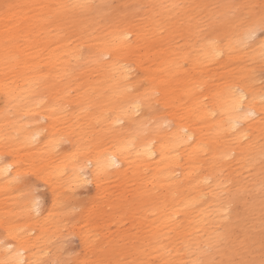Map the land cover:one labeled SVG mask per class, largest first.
I'll use <instances>...</instances> for the list:
<instances>
[{"label": "bare ground", "instance_id": "1", "mask_svg": "<svg viewBox=\"0 0 264 264\" xmlns=\"http://www.w3.org/2000/svg\"><path fill=\"white\" fill-rule=\"evenodd\" d=\"M27 1L18 0L13 6H19L12 8V15L0 23V74L5 70V74L0 76L3 102L0 108V192L4 187L9 188L12 177L8 174H17L16 168L10 169L14 162L2 158L3 149L16 156L39 153L46 169H40V176L48 180L47 176L58 175V184L64 189L83 184L86 178L102 188L101 182L108 167L134 161L150 170L144 183L154 194L156 210L149 213L153 215L157 247L154 251L160 259L176 264L182 258V253L170 237L172 234L183 242L189 264H197L200 259L208 264H230L225 247L219 245L224 236L229 243L228 252L233 257L238 255L240 261H247L248 253L255 252L256 248L255 253L260 257L257 263L264 264V164L259 166L258 177H252L251 202H244L246 198L240 197L239 191L225 197L221 195L227 180L222 172L224 159L234 150L225 133L231 132L234 141L241 140L244 134L239 123L257 113L255 106L251 105L256 94L244 84L240 85L239 90H229L221 88V83L216 84L213 79L202 78L215 84L202 81L196 71L178 74L183 70L182 65L170 61L168 55L145 64L150 85L148 88L136 87L138 80L132 78L130 61L134 55H138V59L141 55L149 59L150 52L159 42L158 28L152 25L145 32L128 22L115 24L108 21L104 23L106 32L99 33L98 19L103 17L101 3L105 0H55L56 7H65L71 13L80 12L76 21L80 41L77 47H69L60 33L65 27L60 18L53 28L56 39L57 34L62 38L58 39L60 47L58 51L45 52V57L57 65L53 73L56 80H40L38 69L45 57H42L44 45L39 40L47 45L53 40L51 29L44 28L43 23L48 17L56 16L59 10L45 3V10L39 12L33 8V12ZM150 1L159 9L164 0ZM32 28L40 35L39 39L30 38L27 31ZM86 29L91 32L92 42L85 44L84 49L78 46L87 40L89 33ZM17 32L22 34L24 40L21 49H17L12 41ZM140 41L150 43L144 46V52H136ZM201 47L202 57L194 62L196 67L206 75L216 74L223 66L221 57L226 49L217 40L203 41ZM63 54L67 56L63 57ZM79 58L89 66L78 68ZM70 59L76 61L70 64ZM75 67L76 73L83 78L81 83H76V100L98 110L102 128L106 135L113 137V143L102 148H92L89 142L83 146L76 131L73 150L67 155L58 156L60 133H56V126H60L66 114L69 92L73 89L66 70ZM94 71L103 77L99 86L92 79ZM202 83L212 87L211 92L206 87L200 90ZM96 88L99 97H96ZM107 89H110L109 93H106ZM179 94L182 99L187 96L183 104ZM161 98L170 102L175 110L180 109L179 112L172 109L169 114L176 117L173 125L167 122L173 117L167 119L153 106V102ZM140 110L148 111L150 117L154 118L149 131L147 129L145 133L143 125L146 119L137 114ZM40 119L46 122L40 123ZM197 122L200 124L197 125ZM163 124H168L169 128H163ZM251 145L248 142L241 145L243 149H236L239 158H246L250 154H253L251 160L258 158L259 152H253ZM62 164H68V171L62 170ZM240 187L241 183L237 180L234 190ZM57 195L54 193L56 203ZM15 200V208L8 209L6 223L1 224L0 218V224L5 227L8 236V241L3 243L4 248L0 245V264H38L39 253L46 248V241L50 237L49 223L46 218L35 215L39 204L30 193L25 192L20 200L17 197ZM233 201L240 202V208L234 209L233 221L225 222L223 216L228 211L230 213L229 204ZM252 212H257L255 221ZM15 213L21 217L22 225L36 223L35 231L30 226L26 230H19L12 223ZM179 214L184 216L186 226L178 220ZM236 229L238 235L235 234ZM203 234L204 244H201L200 235ZM204 245L218 252L216 263L209 262L211 255L206 253Z\"/></svg>", "mask_w": 264, "mask_h": 264}, {"label": "rangeland", "instance_id": "2", "mask_svg": "<svg viewBox=\"0 0 264 264\" xmlns=\"http://www.w3.org/2000/svg\"><path fill=\"white\" fill-rule=\"evenodd\" d=\"M17 1L0 0V23H4L5 19L12 15L13 7L19 6H13ZM60 1L64 2L65 0ZM26 3L33 12L34 9L39 12L45 10V3L59 10L56 16L48 17L43 23L44 28L51 29L53 40L48 45L39 40L44 45V47L42 46V57L47 55L45 52L58 51L60 47L61 43L58 39L62 38L57 34L58 38L56 39L54 34L56 31L53 29L60 18L65 25L60 33L66 38L69 47L74 48L79 43L80 34L76 21L80 17V12L71 13L65 7H56L55 0H28ZM58 4L60 5V3ZM101 6L103 17L98 19L99 33L106 32L104 23L108 21L115 24L128 22L129 25L138 27L145 32L152 25L158 28L159 42L150 52L149 59L142 55L138 59L139 56L134 55L130 61L132 78L138 80L135 82L136 87L148 88L150 85L151 81L144 65L153 62L154 58L168 55L170 61L176 65H182L183 70H180L178 74H182L183 71L185 74L196 71L197 74H200L199 79L202 81H210L202 79L207 77L213 79L216 84L221 83V88L229 90H239L240 85L244 84L252 93L256 94L251 105L255 106L257 113L247 116L239 123V128H243L242 133L244 134L241 140L234 141L232 140L234 135L231 132L226 131L225 133L234 150L224 159L222 172L226 175L227 180L221 191L222 197L239 191V196L246 198L244 202H251L252 177L254 175L258 177L259 166L264 164V55L261 54L264 33L258 32L254 40L247 42L244 41V36L250 25L264 15V0H164L161 3L162 8L159 9L150 0H105ZM19 32L15 33L12 38L17 49L24 46L23 36ZM86 32L89 33L87 40L78 46L84 49H86L85 44L92 42L90 30L86 29ZM27 33L30 38H40L33 28ZM138 36L136 39L139 38ZM145 36L147 37L148 34L146 33ZM210 40H217V43L226 49V53H222L221 57L223 66L214 75L212 73L206 75V72L198 69L194 63L202 57L201 43ZM148 44H150L148 41H140L136 52H144L143 48ZM66 56L63 54V57ZM74 61L76 60L70 59L69 63ZM78 61H80L78 68L89 66L88 63H83L82 58H79ZM40 63V67L38 66L41 73L40 80L46 82L51 79L56 80L53 73L56 71L57 65L51 63L50 58L47 57ZM76 69L75 67L66 70V76H68L73 89L69 92L70 102L67 104L66 114L61 119L60 126H56V133H60L58 135L60 140L57 147L58 156L67 155L73 150L76 131L83 146L89 142L92 148H102L113 143V137L106 135L102 128L98 110L77 102L76 83H81L83 78L76 73ZM4 74L5 70L0 76ZM92 79L96 80L95 83L99 86L103 77L94 71ZM205 87L211 92L212 87H207L205 83L201 84L200 90ZM109 92L110 89H107L106 93ZM98 93L99 90L96 88V97H99ZM181 97L179 94L180 102L183 104L187 100V96L185 95L183 99ZM208 99L213 100L211 97ZM2 103L0 96V108ZM153 106L159 114L167 116V119L173 117L167 121L173 125L176 117L169 114L172 109L175 112H179L180 109L175 110L170 102L163 101L162 98L154 101ZM137 114H141L146 119L143 132L145 133L147 129L149 131L154 118H151L150 113L145 110H140ZM39 122L45 123L46 121L40 119ZM199 124L197 122V125ZM167 125L163 124L162 127H167ZM248 142L252 143L253 152H259V156L255 160H251L253 154L246 158H239L238 147L243 149L244 147L241 145ZM2 152V158L5 161L14 162L10 169L16 168L17 174H8L9 177H12V181L8 184L9 188L4 187V190L0 192L1 224L6 223L8 219V209L15 208V198L20 200V197L28 192L33 196L34 201L39 202L35 215L41 219L46 218L51 229L50 237L46 241V248L39 253L38 264H171L169 261L165 262L160 259L157 252L154 251L156 241L153 215L149 212L152 210L154 213L156 206L154 194L147 189L144 183V179L150 173L148 167L145 168L134 161H129L126 164L108 167L101 182L102 188L97 186L92 179L86 178L83 184H74L71 188L64 189L58 184L56 177L58 175H49L47 176L48 180L40 176L39 171L45 166L39 153L33 152L31 155L21 153L16 156L7 149H3ZM57 160L60 161V159ZM68 168V164H62V170L68 171ZM237 180L240 181L241 187L234 190ZM54 193L58 194L57 203ZM229 205L231 211L224 214L225 222L233 221L234 209H239L241 204L233 201ZM252 216L255 221L254 217L257 216V212H252ZM177 217L181 224L186 226L184 216L179 214ZM12 221L19 227V230H26L29 226L34 228L33 231L37 228L36 223L29 226L22 225L21 217L18 214ZM1 224L0 238L2 236L5 238L0 239V245L4 248L3 243L8 241V236L5 227ZM219 230L222 232V229ZM235 234L238 235L237 229ZM204 235H200L201 244H204ZM170 237L174 239V245L178 246L179 252L182 253L181 260L176 264H189L184 254L183 242L177 235L171 234ZM219 245L225 247L226 256L231 261L230 264H258L257 261L260 260L259 255L255 253L256 248L255 252L248 253L247 261L243 259L240 261L239 257L237 258L238 255L233 257V254L228 252L229 243L224 236ZM203 247L206 253L211 255L209 262L216 263V259L219 257L218 252L216 250L214 252L211 246L204 245ZM197 264H208V262L200 259Z\"/></svg>", "mask_w": 264, "mask_h": 264}, {"label": "snow or ice", "instance_id": "3", "mask_svg": "<svg viewBox=\"0 0 264 264\" xmlns=\"http://www.w3.org/2000/svg\"><path fill=\"white\" fill-rule=\"evenodd\" d=\"M258 32L264 33V15H262L258 21L250 25L244 36V41L254 40ZM261 54L264 55V42H261ZM38 203L39 202L36 201V204Z\"/></svg>", "mask_w": 264, "mask_h": 264}]
</instances>
